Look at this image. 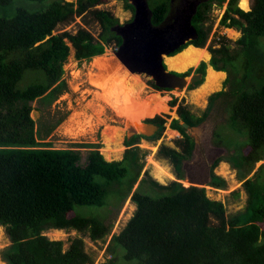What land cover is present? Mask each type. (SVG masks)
I'll list each match as a JSON object with an SVG mask.
<instances>
[{"label":"trees","instance_id":"1","mask_svg":"<svg viewBox=\"0 0 264 264\" xmlns=\"http://www.w3.org/2000/svg\"><path fill=\"white\" fill-rule=\"evenodd\" d=\"M12 1L0 0V5ZM33 1L47 2V7L36 11L18 8L12 18L0 17V225L6 226L12 242L2 251L3 259L9 264H117L120 258L138 264H264V163L249 176L264 160V0H253L249 11L238 5L239 0H229L221 24L240 29L242 36L235 47L221 37L220 46L210 47V63L216 70L228 72L230 88L215 93L197 120L206 117L214 99L230 98L228 127L242 138L232 163L248 196L244 209L228 216L225 203L209 198L205 187H187L180 182L185 178L183 162L194 148L193 140L185 134L186 139L177 140L181 151L167 145L160 148L175 167L177 179L161 184L151 178V184L162 192L159 196L132 192L136 211L119 233L112 234L107 246L111 257L99 263L86 250L83 236L74 238L65 249L63 240L51 239L43 232L77 229L93 240L106 239L113 223L79 215L75 208L103 206L108 190L96 182V176L109 184L119 182L127 175L126 162L137 171L128 188L131 192L143 168L137 144L141 138L158 139L165 130V119L157 116L151 120L162 125L154 136L127 138L122 160L109 161L95 144H85L96 148L82 165L77 151L40 142L33 103L48 91L46 95L52 97L64 87V64L71 52L68 41L82 61L102 55L113 43L120 46L123 39L112 29L119 18L97 8L107 0ZM124 1L135 11L129 0ZM147 1L153 25L168 24L171 0ZM215 2L225 0L199 4L192 17L198 37L175 53L188 44L206 45L211 27L205 22ZM88 13L102 26L99 38L85 28L54 34L59 24ZM205 69L206 63H202L199 71L204 74ZM28 72H32L33 82L24 86ZM176 102L174 99L172 104ZM180 113L184 121L194 123L185 106L180 107ZM171 126L185 130L178 119ZM226 138L221 129L214 130L215 144L227 146ZM224 160L221 156L212 165L208 185L217 189L227 188L226 179L214 172Z\"/></svg>","mask_w":264,"mask_h":264},{"label":"rangeland","instance_id":"2","mask_svg":"<svg viewBox=\"0 0 264 264\" xmlns=\"http://www.w3.org/2000/svg\"><path fill=\"white\" fill-rule=\"evenodd\" d=\"M241 1H238L240 7ZM247 2L249 4L247 10L241 7L245 11L252 8L253 0ZM228 5L229 0H225L222 4L215 2L212 6L211 13L205 22L206 27H211L208 41L204 46L205 52L197 59L185 60L180 63H175L165 57V62L170 70L185 71L191 65L196 66L201 59L209 61L208 48L220 46L219 39L221 37L228 39L231 47H235L236 41L242 36V31L237 28H231L233 30H230L229 27L221 24ZM46 7L47 2L13 0L9 5H0V17L12 18L18 8L36 11ZM97 8L111 11L119 18V23L122 25L131 22L135 15L133 9L126 7L124 0H107L105 3L98 5ZM82 28L90 31L96 38H99L102 32L101 24L88 13L78 16L68 23L59 24L54 34L64 31L77 33ZM68 43L71 46V52L64 64V74L62 76V81L65 83L64 87L52 97L46 95L48 91L33 103V111L36 114V129L40 142H51L54 148H68L77 151L81 155L80 163L82 165L87 163L91 149L97 147L104 154V149L109 143L112 142L114 148L120 143L119 156L112 154L110 159L104 156L109 161L122 160L128 148L124 145V135L126 131L129 133V127H135V123H141V120L148 115L151 117L159 115V117L165 119V130L158 139L141 138L137 144V158L143 168L131 192H128V188L137 171H134V168L126 162L127 175L119 182L109 184L105 178L99 175L96 176V182L108 190L106 202L103 206L78 205L75 208V212L79 215L104 218L108 223H113L112 233L106 239L93 240L88 233L80 232L77 229H62L63 232L57 236L54 228L43 232L51 239L63 240L65 249L70 246L74 238L83 236L86 250L95 259L96 263H99L111 257L107 246L112 234L119 233L136 211L137 205L131 199L132 192L139 190L142 193L159 196L162 192L151 184V178L161 184H169L177 179L175 167L170 159L160 153V148L162 145H167L182 150L177 142V139L181 137L177 136L178 131L171 126L173 120L179 119L180 107L185 106L194 113L203 114L209 93L222 87L227 73L214 74L212 68L209 67L205 81L196 89L178 88L170 93L163 94L154 91L146 77L131 72L119 62L120 60L115 54L118 49L115 43L107 46L102 55L82 61L77 59L76 50L72 43L69 41ZM104 56L112 58L119 66L103 81L93 77L100 73L102 69H100L101 57ZM119 70H121L119 81L112 84L111 77ZM31 73L28 72L22 85H29L33 82V75L30 76ZM229 88L230 85L226 84L223 90L226 91ZM174 99H177V102L172 104ZM156 101L157 104L153 108L152 106L155 105ZM229 104V97H223L218 101L210 115V120L204 126L208 136L202 143L197 144L198 150L193 156L191 155L192 158L188 161L191 162L199 158L202 166L206 167L210 165L213 159L223 156L225 160L215 167L214 172L226 179L227 188L217 189L210 185L205 186V188L209 198L225 203L227 215L231 216L244 209L248 196L232 163V155L235 153V149L242 144V138L228 127ZM122 115H125V118ZM216 129H221L222 133L226 135V139L229 140L227 146H219L214 143L212 133ZM188 132L204 139V132L201 128L188 129ZM150 133H153V131H150ZM157 133L158 131H155L151 136ZM85 144H95L96 147H88ZM262 163H264V160L257 163L255 170L249 176H252ZM180 182L187 187L194 185L187 180L186 171L185 178ZM195 185L203 187L204 184ZM11 243L6 226L0 225V264H9L3 259L2 251ZM117 264H138V261H126L120 258Z\"/></svg>","mask_w":264,"mask_h":264},{"label":"water","instance_id":"3","mask_svg":"<svg viewBox=\"0 0 264 264\" xmlns=\"http://www.w3.org/2000/svg\"><path fill=\"white\" fill-rule=\"evenodd\" d=\"M129 1L135 7L134 19L123 25L119 23L112 28L123 38V43L115 51L117 58L120 60L118 61L133 73L143 72L150 75L158 85L165 88L184 89L200 80V74H192L189 77L180 76L166 68L164 63L165 57L170 56L189 41L196 39L197 29L192 23V17L199 4H196L195 9L187 15L183 13V16H179L174 22L159 27L152 23L151 9L147 0ZM189 46L204 49V47H197L192 44L187 47ZM187 47L177 52L176 55ZM32 113L33 118L36 120L35 111ZM135 125V127L128 128V139L136 134L151 136L160 128L159 125L143 121L135 123ZM183 126L188 128L189 124L184 122ZM150 131H153V133H150ZM216 159H213L210 165L206 167L202 166L199 158L191 162L185 161L183 169L186 171L187 180L194 185L202 183L204 184L203 187L207 186V183L211 181L212 165ZM203 169L205 171H202Z\"/></svg>","mask_w":264,"mask_h":264},{"label":"flooded vegetation","instance_id":"4","mask_svg":"<svg viewBox=\"0 0 264 264\" xmlns=\"http://www.w3.org/2000/svg\"><path fill=\"white\" fill-rule=\"evenodd\" d=\"M204 0H171V12H170V14H169V20H170V22L169 23H171V22H174L179 16H183L182 14L183 13H186V15L188 14V13H190L193 9H195V5L196 4H200L201 2H203ZM130 2V1H129ZM132 4V3H131ZM133 5V4H132ZM134 6V5H133ZM135 8V7H134ZM134 13H135V11H134ZM150 14H151V16H152V13H151V11H150ZM134 17H135V15H134ZM152 20V19H151ZM116 26V25H115ZM114 26V27H115ZM120 36V35H119ZM197 37H198V34H197ZM196 37V38H197ZM123 39V38H122ZM194 40V39H193ZM123 43V42H122ZM189 45V44H188ZM187 45V46H188ZM193 45V44H192ZM121 46V45H120ZM120 46H117L118 47V49H119V47ZM186 46V47H187ZM117 49V50H118ZM177 53V52H176ZM176 53L174 52V53H172L170 56H168L167 58H169V57H173V56H175L176 55ZM208 54L210 55V58H209V61H206L205 59H201L200 61H199V63L195 66V65H191V66H189L185 71H177V70H170V71H172L173 73H175V74H177V75H180V76H186V77H189V76H191L192 74H196V75H198V74H200L201 75V79L200 80H198L196 83H194V84H190L189 86H188V88H190V89H196L197 87H199L204 81H205V78H206V76H207V72H208V68L209 67H211L214 71H216V72H218V71H222V72H226L227 73V76H226V78L224 79V81H223V85H222V87L220 88V89H218V90H216V91H212L211 93H209V95H208V99H207V105H206V107H205V111H204V113L207 111V109L209 108V106H210V104H211V97L215 94V93H217V92H220V91H222L224 88H225V85H226V81H227V78H228V72L227 71H224V70H216L212 65H211V59H212V57H213V53H212V51H211V49H210V47L208 48ZM165 63V66H166V68H168V65H167V63L166 62H164ZM202 63H206V69H205V73L203 74L201 71H199V68H200V66L202 65ZM169 69V68H168ZM135 73H138V75H142L143 77H146L147 78V80L150 82V87L154 90V91H156V92H160V93H170V92H172L174 89H172V88H165V87H163V86H160V85H158L157 84V82L154 80V78H152L150 75H148V74H146V73H141V72H135ZM141 80V79H140ZM141 82H142V80H141ZM199 83V84H198ZM196 84H198V85H196ZM191 85H196L195 87H193V88H191L190 86ZM149 86V85H148ZM228 86V85H227ZM220 99H222L221 97H218V98H216V99H214L212 102H213V104H212V107H211V109H210V111H209V113L206 115V117L204 118V119H202L201 121H199V122H197V120L198 119H200L201 117H203V115H204V113L203 114H197V113H194L193 111H190V110H188L187 109V111L189 112V120H191V121H194V123H188V122H186V121H184L183 120V117H182V115H181V113H180V109H179V112H178V114H179V122H180V124H182L183 125V123L184 122H186V123H188L189 124V127L188 128H185V130L184 131H181V130H178V129H175V130H177L178 131V135L177 136H179V137H181V138H179V139H177V140H180V139H186V137H185V134H187V135H189L190 136V138L193 140V142H194V148H193V151H192V156H193V154L196 152V150H198V146H197V144L199 145V143L201 142H203L204 140H205V138L208 136V135H206V133H207V131H205V128H204V126H205V124H206V122L208 121V120H210V115H211V113L214 111V109H215V106H216V104L218 103V101H220ZM157 116H159V115H154L153 117H151L150 115H148V116H146L145 117V119H143V120H141V121H143V122H145V123H152L151 122V120H153V119H155ZM122 117L123 118H125V115H122ZM153 124H155V123H153ZM157 125V124H156ZM160 126V128H159V130L161 129V127H162V125H159ZM164 127H165V123H164V125H163ZM195 128H201L202 130H203V132H204V139H202V137L201 136H198V135H194V134H190L189 132H188V129H195ZM159 130H158V132H159ZM212 135H213V138H214V132L212 133ZM128 138V131H126L125 132V135H124V145H126L125 144V140ZM210 139H211V137H210ZM128 147V146H127ZM191 158L192 157H190V158H188V159H185L184 160V162L185 161H188V160H191ZM184 162H183V164H184ZM202 171H205L204 169L202 170ZM203 176V175H202Z\"/></svg>","mask_w":264,"mask_h":264},{"label":"bare ground","instance_id":"5","mask_svg":"<svg viewBox=\"0 0 264 264\" xmlns=\"http://www.w3.org/2000/svg\"><path fill=\"white\" fill-rule=\"evenodd\" d=\"M247 1L248 0H242L241 1V7L244 8V9H246V10H247V7L249 5ZM229 29L230 30H233L231 28H229ZM204 52H205V49H198V48H195L193 46H189L185 50H183L181 53L175 55L174 57H169V59L172 60V61H174L175 63H180V62L185 61V60L190 61L192 59H197V57H200V55H202ZM101 60H102V62L100 64V69L101 68L102 69L100 70V73H97V75L94 76L93 78H98V79H101V80L104 81L107 77L110 76V74H112V72H114V70L119 66V64L117 62H115L112 58H106L105 56L103 58L101 57ZM113 63H115V64H113ZM113 67H115V68H113ZM102 70H104V71H102ZM211 70H212V72L214 74H223L224 73L222 71L216 72L213 69H211ZM120 74H121V70H119L118 72H116L115 75L111 77V80L110 81H112V84L115 83V82H117V81H119ZM154 104L155 105L152 106L153 108H155V106L157 104V101ZM112 144H113L112 142L109 143L107 145V147L104 149V155L106 156L107 159H110L111 156H112V154L113 155L116 154V155L119 156L118 153L121 151V148H120L121 145H120V143L118 144V146L116 148H114V145H112ZM161 172L163 173L164 171H161ZM62 232H63V230L55 229L56 236L58 234L62 233Z\"/></svg>","mask_w":264,"mask_h":264}]
</instances>
